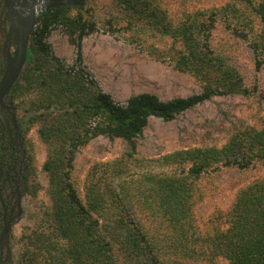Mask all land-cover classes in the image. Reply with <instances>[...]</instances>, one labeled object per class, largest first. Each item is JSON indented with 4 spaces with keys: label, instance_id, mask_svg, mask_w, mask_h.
Wrapping results in <instances>:
<instances>
[{
    "label": "trees",
    "instance_id": "1",
    "mask_svg": "<svg viewBox=\"0 0 264 264\" xmlns=\"http://www.w3.org/2000/svg\"><path fill=\"white\" fill-rule=\"evenodd\" d=\"M114 1L105 31L123 32L150 56L167 59L175 70L193 76L201 92L168 100L143 92L119 104L80 66L82 39L97 29L93 16L61 8L41 13L11 94L25 107L27 123L36 126L45 146L41 168L49 203L22 233L16 264H119L115 249L123 264L212 263L217 257L229 264H264V178L236 194L223 229L202 234L194 219L203 195L202 175L264 162V117L260 128L234 127L220 147H192L146 159L137 154V140L150 118L168 122L214 96L257 91L245 87L227 56L211 45V33L220 17L241 20L252 35L233 32L248 41L259 70L264 63V0H228L220 8L186 13L177 23L160 0ZM238 2L250 13L239 15ZM249 16L258 19L259 31L245 22ZM57 27L75 49L76 61L68 68L46 41ZM162 39L167 40L163 57L154 46ZM99 136L120 139L126 148L118 158L90 167L82 198L72 180L73 161L81 147Z\"/></svg>",
    "mask_w": 264,
    "mask_h": 264
},
{
    "label": "rangeland",
    "instance_id": "2",
    "mask_svg": "<svg viewBox=\"0 0 264 264\" xmlns=\"http://www.w3.org/2000/svg\"><path fill=\"white\" fill-rule=\"evenodd\" d=\"M114 3V0H90L86 8L81 10L97 21L96 31L82 39L80 66L96 82L98 88L119 104H123L128 97L143 92L155 94L161 100L200 93L199 82L190 74L175 70L167 59L150 56L146 50L131 44L127 41V34H109L105 31V20L115 11ZM227 3L228 0H160V5L174 23L186 13L216 9ZM235 8L239 15L250 13L243 2L236 3ZM249 17L245 22L253 31H259L258 19ZM235 29L238 32L245 31L248 37L252 35L241 20L218 18L211 33V45L227 56L230 65L240 73L244 86L249 89L256 86L257 91L249 96H214L168 122L150 118L137 140L139 158H157L192 147H220L237 125L247 124L260 128L261 119L264 117V63L259 70L255 69L254 55L249 43L234 34ZM46 41L53 56L64 68L75 63V49L69 44L62 28L53 29ZM147 43L151 45L153 41L148 40ZM166 43L167 40L162 39L154 45L160 53L157 56L163 57L161 53L165 51ZM147 49L150 50L151 47ZM15 100L18 109L24 110L25 107L16 96ZM23 116L27 120V115ZM26 125L31 130L29 139L37 155L38 173L34 177V185L25 204V217L13 228L11 254L4 264H16L18 254L23 248L22 233L34 226L38 213L49 203L46 177L41 168L45 159V146L36 134V126L28 123ZM125 148V143L120 139L99 136L78 150L73 161L72 180L80 197L83 198L85 176L90 167L95 163L118 158ZM261 178H264V162H256L244 170L224 167L202 175L199 183L203 195L194 208L198 231L203 234L215 228L223 229V217L233 204L236 194ZM115 253L119 264H123L117 249ZM196 264L229 263L224 258L217 257L212 263L198 261Z\"/></svg>",
    "mask_w": 264,
    "mask_h": 264
},
{
    "label": "flooded vegetation",
    "instance_id": "3",
    "mask_svg": "<svg viewBox=\"0 0 264 264\" xmlns=\"http://www.w3.org/2000/svg\"><path fill=\"white\" fill-rule=\"evenodd\" d=\"M89 1L0 0V78L4 69L3 51L7 43L11 13L16 16L18 25L26 28L30 12L34 8H43L50 2L57 3V6L39 12L29 34L30 40L41 13L58 8L66 12L81 11ZM15 42L16 37L12 34L11 50L14 49ZM11 89L0 96V264H4L11 254L13 228L25 217V204L33 188L34 177L38 173L37 155L29 139L31 130L27 129V121L23 116L26 112L25 109H18Z\"/></svg>",
    "mask_w": 264,
    "mask_h": 264
},
{
    "label": "water",
    "instance_id": "4",
    "mask_svg": "<svg viewBox=\"0 0 264 264\" xmlns=\"http://www.w3.org/2000/svg\"><path fill=\"white\" fill-rule=\"evenodd\" d=\"M54 6H57L56 2H50L43 8H34L33 11L30 12L29 23L26 28L20 27L16 16L12 13L10 14L11 24L7 34V43L3 51L4 69L0 78V96L7 93L12 88L27 63L29 34L35 24L36 17L40 11H45L47 8ZM12 34L16 37L13 50H11Z\"/></svg>",
    "mask_w": 264,
    "mask_h": 264
}]
</instances>
